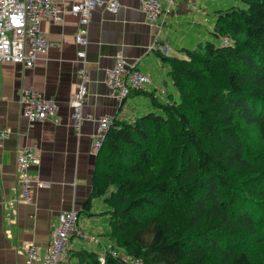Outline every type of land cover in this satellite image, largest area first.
<instances>
[{
	"label": "trees",
	"instance_id": "1",
	"mask_svg": "<svg viewBox=\"0 0 264 264\" xmlns=\"http://www.w3.org/2000/svg\"><path fill=\"white\" fill-rule=\"evenodd\" d=\"M212 14V38L160 55L173 91L108 129L81 210L103 201L116 255L75 264H264V0Z\"/></svg>",
	"mask_w": 264,
	"mask_h": 264
},
{
	"label": "crops",
	"instance_id": "2",
	"mask_svg": "<svg viewBox=\"0 0 264 264\" xmlns=\"http://www.w3.org/2000/svg\"><path fill=\"white\" fill-rule=\"evenodd\" d=\"M54 1L64 11L63 21H41L40 28L49 42L47 52L31 67L0 62V133L7 130L6 136H0V264H42L45 247L58 224V214L70 209L79 212V216L65 253L68 263L75 264L82 249L103 256L113 244L106 235L105 205L101 199H94L90 214L81 210L91 189L96 161L92 143L97 121L104 115L133 119L148 110L144 92L164 91L165 95L173 91L168 67L156 51L155 42L169 43L173 27L169 22L185 9L188 0H174L170 13L160 17V26L146 20L139 0H117L116 12L97 7L88 26L87 93L76 131L71 113L78 84L76 51L81 48L74 40L77 17L68 10L70 0ZM198 11H204L201 4ZM165 20L167 25L163 24ZM182 43L171 47V56H184L179 50ZM119 53L152 79L144 91L122 101L106 83L108 71ZM26 90L41 91L53 99L58 121L28 122L22 115L21 104V95ZM132 99L143 102L134 106ZM22 146L33 149L39 159L29 173L47 182L34 189L31 202L22 200L16 181V151ZM30 244L39 247V257L34 260H29L25 253Z\"/></svg>",
	"mask_w": 264,
	"mask_h": 264
},
{
	"label": "built area",
	"instance_id": "3",
	"mask_svg": "<svg viewBox=\"0 0 264 264\" xmlns=\"http://www.w3.org/2000/svg\"><path fill=\"white\" fill-rule=\"evenodd\" d=\"M69 12L77 17V28L74 40L81 46L76 51L77 88L72 102L71 118L75 130L78 131L82 119V107L87 93L88 72L86 69V53L88 26L91 13L97 7L104 6L110 12H116L117 0H70ZM165 1V7H163ZM140 8L146 20L160 26V17L168 15L174 0H139ZM63 9L59 8L54 0H0V62L22 64L31 67L35 61L43 56L49 47L48 39L40 28L42 20L60 23L63 21ZM229 41L227 37L222 43ZM156 50L162 56L170 55L171 47L166 42H155ZM106 83L112 94L119 100L129 96L132 89H145L152 83L149 74L142 71L136 63H129L119 53L113 66L108 71ZM22 115L28 122L50 119L58 121V110L55 101L45 96L41 91L26 90L21 95ZM116 116L104 115L97 121V130L92 143V152L96 155L101 148L106 133ZM7 135L4 129L1 137ZM39 159L35 151L22 146L16 151V167L19 195L25 202H31L34 189L45 186L47 182L31 175L29 169L37 165ZM78 213L74 209L60 212L58 224L52 230L50 239L45 247L42 264H69L66 260L69 236L74 231L78 221ZM116 255L113 249H109ZM108 250V251H109ZM29 260L39 257V247L30 244L25 248ZM103 258V256H102ZM125 258V257H124ZM126 259V258H125ZM103 262V261H102ZM133 264H140L138 259Z\"/></svg>",
	"mask_w": 264,
	"mask_h": 264
},
{
	"label": "rangeland",
	"instance_id": "4",
	"mask_svg": "<svg viewBox=\"0 0 264 264\" xmlns=\"http://www.w3.org/2000/svg\"><path fill=\"white\" fill-rule=\"evenodd\" d=\"M240 3V0H188L184 3L185 9L182 11H178L176 18L172 19L169 24L172 25V33L169 34V43L170 47L174 46L175 44L179 46L180 43L183 45L193 46L199 41H203L206 38H209L211 35L210 33V26H212V12L216 9L225 8L229 5H237ZM201 4V7L204 11H198V5ZM166 23V24H165ZM163 24L167 25V20L163 21ZM169 28V26H167ZM226 36L221 37V40ZM212 38V37H210ZM172 51V49H171ZM170 51V54L173 52ZM169 56V55H168ZM167 57V56H163ZM139 89H132L129 92V95L139 92ZM141 93V92H139ZM145 95V94H144ZM156 97L159 99H163L165 97L164 91L157 92ZM147 101L149 100L148 97L145 96ZM137 99H132L134 106L136 103L140 105L142 102H136ZM131 102V100H128ZM148 104V102H147ZM134 119V118H133ZM253 144L257 145L258 150L262 149V144L258 145V141L254 138H251ZM79 215V214H78ZM112 242V241H111ZM113 243V242H112ZM112 249V248H110ZM250 250L255 252V254H261L262 251L256 243L250 244ZM108 251V250H107ZM120 256L123 258L125 257L128 259V256L125 255L122 251H120ZM99 255L100 261L104 260L102 255Z\"/></svg>",
	"mask_w": 264,
	"mask_h": 264
},
{
	"label": "bare ground",
	"instance_id": "5",
	"mask_svg": "<svg viewBox=\"0 0 264 264\" xmlns=\"http://www.w3.org/2000/svg\"><path fill=\"white\" fill-rule=\"evenodd\" d=\"M228 38V37H227ZM156 49V48H155ZM157 51V50H156ZM158 52V51H157ZM159 53V52H158ZM160 54V53H159ZM161 55V54H160Z\"/></svg>",
	"mask_w": 264,
	"mask_h": 264
},
{
	"label": "water",
	"instance_id": "6",
	"mask_svg": "<svg viewBox=\"0 0 264 264\" xmlns=\"http://www.w3.org/2000/svg\"><path fill=\"white\" fill-rule=\"evenodd\" d=\"M79 214V212H77Z\"/></svg>",
	"mask_w": 264,
	"mask_h": 264
}]
</instances>
